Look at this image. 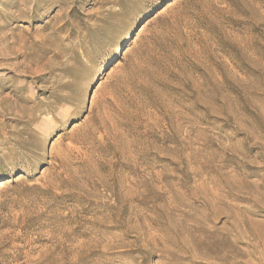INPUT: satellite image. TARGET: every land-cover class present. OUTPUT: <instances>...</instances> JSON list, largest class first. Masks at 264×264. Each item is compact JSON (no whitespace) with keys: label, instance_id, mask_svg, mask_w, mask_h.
<instances>
[{"label":"rangeland","instance_id":"obj_1","mask_svg":"<svg viewBox=\"0 0 264 264\" xmlns=\"http://www.w3.org/2000/svg\"><path fill=\"white\" fill-rule=\"evenodd\" d=\"M0 264H264V0H0Z\"/></svg>","mask_w":264,"mask_h":264},{"label":"bare ground","instance_id":"obj_2","mask_svg":"<svg viewBox=\"0 0 264 264\" xmlns=\"http://www.w3.org/2000/svg\"><path fill=\"white\" fill-rule=\"evenodd\" d=\"M129 38V36L127 37V39Z\"/></svg>","mask_w":264,"mask_h":264}]
</instances>
